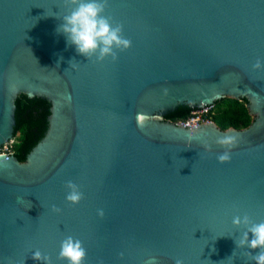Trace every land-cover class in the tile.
Wrapping results in <instances>:
<instances>
[{"label":"water","instance_id":"95a60500","mask_svg":"<svg viewBox=\"0 0 264 264\" xmlns=\"http://www.w3.org/2000/svg\"><path fill=\"white\" fill-rule=\"evenodd\" d=\"M74 6L0 0V148L21 93L51 102L25 161L0 152V264H67V236L84 264H254L233 218L264 221V0H104L131 46L102 60L57 31ZM224 97L249 100V126L166 119Z\"/></svg>","mask_w":264,"mask_h":264},{"label":"clouds","instance_id":"9594fccd","mask_svg":"<svg viewBox=\"0 0 264 264\" xmlns=\"http://www.w3.org/2000/svg\"><path fill=\"white\" fill-rule=\"evenodd\" d=\"M73 9L64 15L57 31L62 33L69 45H74L77 53L87 58L95 55L97 59L108 56L116 58L117 49H125L131 46V41L122 35V28L114 25L104 13V0H74ZM257 62L256 67H260ZM233 138H222L220 143H232ZM218 159L226 161L230 155L225 152ZM66 199L72 203H78L82 193L73 182L68 183ZM101 214L102 211H101ZM233 223L237 226L247 225V231L242 234L239 246H246L255 250L252 255L254 264H264V221L250 222L247 216H236ZM87 251L82 241L72 236H67L61 241L59 256L67 261V264H84ZM33 259L51 264L50 258L40 251L33 253ZM146 264H155V258H149ZM175 264H183L177 259Z\"/></svg>","mask_w":264,"mask_h":264},{"label":"trees","instance_id":"16d2710c","mask_svg":"<svg viewBox=\"0 0 264 264\" xmlns=\"http://www.w3.org/2000/svg\"><path fill=\"white\" fill-rule=\"evenodd\" d=\"M249 100L224 97L217 100L214 105L212 119L222 128H244L249 126L254 117L251 115ZM16 126L11 144L13 154L19 160L25 161L30 151L44 137L51 113V102L43 97H29L21 93L16 100ZM194 110L188 105H180L166 115L167 120L180 121L189 117Z\"/></svg>","mask_w":264,"mask_h":264},{"label":"built area","instance_id":"2783aa9c","mask_svg":"<svg viewBox=\"0 0 264 264\" xmlns=\"http://www.w3.org/2000/svg\"><path fill=\"white\" fill-rule=\"evenodd\" d=\"M213 112H214V105L212 104V105H210L206 108H203L199 111H192V113L189 117H187L186 119L180 120L178 122L184 123L187 125H191V126H198L202 123L213 121V119H212ZM3 152L4 153H12L10 150H4Z\"/></svg>","mask_w":264,"mask_h":264},{"label":"rangeland","instance_id":"374dc122","mask_svg":"<svg viewBox=\"0 0 264 264\" xmlns=\"http://www.w3.org/2000/svg\"><path fill=\"white\" fill-rule=\"evenodd\" d=\"M13 141H10L8 144H6L5 146L3 145L1 148H0V152L2 153L4 150H12L11 148V144Z\"/></svg>","mask_w":264,"mask_h":264}]
</instances>
